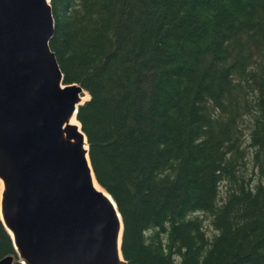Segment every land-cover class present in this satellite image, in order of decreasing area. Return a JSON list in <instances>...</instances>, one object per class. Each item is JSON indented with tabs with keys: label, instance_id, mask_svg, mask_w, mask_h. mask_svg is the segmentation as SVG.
<instances>
[{
	"label": "trees",
	"instance_id": "trees-1",
	"mask_svg": "<svg viewBox=\"0 0 264 264\" xmlns=\"http://www.w3.org/2000/svg\"><path fill=\"white\" fill-rule=\"evenodd\" d=\"M50 5L49 46L89 95L77 120L126 264H264V0Z\"/></svg>",
	"mask_w": 264,
	"mask_h": 264
},
{
	"label": "water",
	"instance_id": "water-1",
	"mask_svg": "<svg viewBox=\"0 0 264 264\" xmlns=\"http://www.w3.org/2000/svg\"><path fill=\"white\" fill-rule=\"evenodd\" d=\"M53 34L50 0H0V220L15 251L0 264H126L121 215L68 123L89 95L64 83Z\"/></svg>",
	"mask_w": 264,
	"mask_h": 264
},
{
	"label": "rangeland",
	"instance_id": "rangeland-1",
	"mask_svg": "<svg viewBox=\"0 0 264 264\" xmlns=\"http://www.w3.org/2000/svg\"><path fill=\"white\" fill-rule=\"evenodd\" d=\"M249 127H250V120L249 118H245L244 121H243V126H242V129L244 130L245 132V141H244V144H243V147L246 149L247 153H248V157L247 159H249V162H250V159H252V149L249 148V139L247 137L248 133H249ZM251 163V162H250ZM251 166L248 167V172H251ZM205 224L206 225H209V221H205ZM208 230H209V234L208 235H211L214 233V230L212 227H208Z\"/></svg>",
	"mask_w": 264,
	"mask_h": 264
},
{
	"label": "bare ground",
	"instance_id": "bare-ground-1",
	"mask_svg": "<svg viewBox=\"0 0 264 264\" xmlns=\"http://www.w3.org/2000/svg\"><path fill=\"white\" fill-rule=\"evenodd\" d=\"M68 123H69L70 126L75 127L78 132H81L79 121L76 119V117L74 115L69 119V122ZM84 141H85V139H84ZM84 148L85 149L87 148L85 142H84ZM91 177H92V183H93L94 187L96 189L102 191L101 188L97 185V183L95 181V178H94V176H93L92 173H91ZM2 188H3L2 187V182L0 181V192L2 191ZM119 242H120V238H119ZM119 256H120V253H119Z\"/></svg>",
	"mask_w": 264,
	"mask_h": 264
}]
</instances>
